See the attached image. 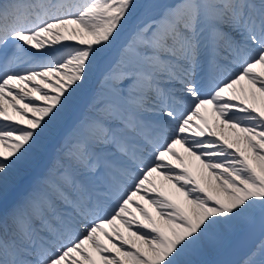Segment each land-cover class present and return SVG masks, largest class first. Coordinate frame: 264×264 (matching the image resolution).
I'll use <instances>...</instances> for the list:
<instances>
[{
	"label": "snow or ice",
	"instance_id": "1",
	"mask_svg": "<svg viewBox=\"0 0 264 264\" xmlns=\"http://www.w3.org/2000/svg\"><path fill=\"white\" fill-rule=\"evenodd\" d=\"M240 231L264 264V0H0V264H229Z\"/></svg>",
	"mask_w": 264,
	"mask_h": 264
},
{
	"label": "bare ground",
	"instance_id": "2",
	"mask_svg": "<svg viewBox=\"0 0 264 264\" xmlns=\"http://www.w3.org/2000/svg\"><path fill=\"white\" fill-rule=\"evenodd\" d=\"M145 2H146V0H144L141 4H143ZM139 15H140V11L137 12V16H139ZM135 23H136V21L133 20L132 23H130L129 25L126 26L125 31L121 37V42L128 37V35L130 34ZM99 86L100 85H99L98 80H93L89 89L81 94L80 100H79L78 104L76 105V107L74 109L70 110L66 114L64 120L56 128H54L52 130V132L50 133V135L47 138H45V140L42 143V147L40 149V151L45 153L44 161L51 160V157L53 156V152H55V150H58V148H59L60 144L62 143L64 137L70 132V131L67 132L68 128L73 126L74 120L76 119V117L78 118L84 112V110H86L88 99H89L91 92L94 91ZM204 114H205L206 118L209 120V123H215L216 122V117H214L212 115L210 110L205 112ZM55 146H57L56 149L54 148ZM177 151H179L182 155H184L183 149L178 147ZM36 157H35L34 161L37 159ZM190 166H191V169L195 172L196 171V162L192 161ZM21 170H24V168H22ZM21 170L19 171V173L21 172ZM38 170L39 169L36 170L35 176L40 174L38 172ZM18 174L13 179V181L17 182L18 180H20L21 176ZM157 182L158 183L160 182L159 178H157ZM166 187H167V185H166ZM14 188H16V186ZM10 191H11V188L7 193V197H9L8 194L10 193ZM6 203H7V200H6ZM144 206L148 208V211L153 212V209L151 207H149L147 205H144ZM259 242H260L259 233H255V234H248L247 233L245 237L237 239L232 245H230L224 254H222L219 257H214V258L228 261L229 264H241L243 256L246 255L250 251V249H253L254 246L256 244H258Z\"/></svg>",
	"mask_w": 264,
	"mask_h": 264
},
{
	"label": "rangeland",
	"instance_id": "3",
	"mask_svg": "<svg viewBox=\"0 0 264 264\" xmlns=\"http://www.w3.org/2000/svg\"><path fill=\"white\" fill-rule=\"evenodd\" d=\"M141 0H139V2H140ZM243 234V231H240V232H238L232 239H231V241H230V244L232 243V241L233 240H235L238 236H241Z\"/></svg>",
	"mask_w": 264,
	"mask_h": 264
}]
</instances>
